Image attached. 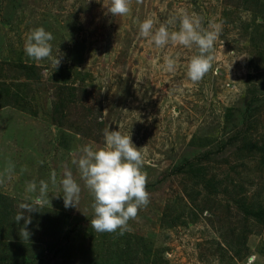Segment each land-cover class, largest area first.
<instances>
[{
	"label": "rangeland",
	"instance_id": "obj_1",
	"mask_svg": "<svg viewBox=\"0 0 264 264\" xmlns=\"http://www.w3.org/2000/svg\"><path fill=\"white\" fill-rule=\"evenodd\" d=\"M110 5L0 0V173L14 166L0 183V264H264V0H132L123 17ZM182 12L222 24L213 68L195 84V46L139 36L147 18L156 28L175 18L178 31ZM38 27L54 36L57 70L24 51ZM106 126L131 134L147 173L149 203L123 235L91 227L93 196L72 163L104 147ZM66 169L81 187L76 207L64 206ZM41 180L50 204L25 212L26 241L14 218Z\"/></svg>",
	"mask_w": 264,
	"mask_h": 264
},
{
	"label": "clouds",
	"instance_id": "obj_2",
	"mask_svg": "<svg viewBox=\"0 0 264 264\" xmlns=\"http://www.w3.org/2000/svg\"><path fill=\"white\" fill-rule=\"evenodd\" d=\"M141 0H136L140 3ZM132 0H111L107 8L114 17L127 16L131 13ZM175 24V18L155 27L156 20L147 18L139 24V36L148 38L149 43L157 49L166 45H178L186 48L195 46L198 54L194 55L187 65V76L191 82H200L213 68L214 45L218 40L222 24L210 23L209 28L203 27L202 18L196 15L182 12L179 16V30L170 31L169 26ZM52 33L43 27H38L27 36L24 46L26 55L40 62L48 60L57 70L61 63V56H52ZM164 70L172 73L176 70V60L165 57ZM101 123H104L101 117ZM104 147L93 149L91 145L82 149L78 159L72 163L78 166L81 179L93 196L92 208L94 218L91 227L97 233H115L117 230L123 235L131 231L128 225L130 220L136 219L141 208L149 203V192L146 190L147 173L142 171L144 155L141 148H137L131 139V134H122L119 130L110 131L106 126L104 130ZM26 171V167L21 172ZM14 175V166L9 165L0 173V183L11 180ZM53 187L57 185V174H50ZM59 185L64 193L65 208L76 207L80 200L81 187L73 178L70 170H65ZM26 191L36 195L26 197L30 203H21L22 210L15 216V221L24 220V227L20 229V237L28 241L31 233L27 225L31 223V217L25 212H40L38 209L50 204L49 184L43 180L39 182V188L34 181L28 182ZM58 196V195H57ZM56 197V196H55ZM256 257L249 259L253 264Z\"/></svg>",
	"mask_w": 264,
	"mask_h": 264
}]
</instances>
